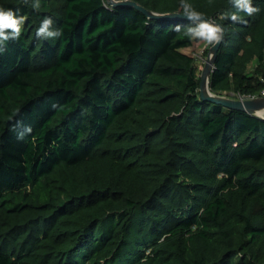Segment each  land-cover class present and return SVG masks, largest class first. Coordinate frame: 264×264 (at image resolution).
<instances>
[{
    "label": "trees",
    "instance_id": "obj_1",
    "mask_svg": "<svg viewBox=\"0 0 264 264\" xmlns=\"http://www.w3.org/2000/svg\"><path fill=\"white\" fill-rule=\"evenodd\" d=\"M134 1L221 26L211 92L264 87V0ZM0 7L24 18L0 54V264H264V118L201 98L198 22ZM46 17L61 36H37Z\"/></svg>",
    "mask_w": 264,
    "mask_h": 264
},
{
    "label": "water",
    "instance_id": "obj_2",
    "mask_svg": "<svg viewBox=\"0 0 264 264\" xmlns=\"http://www.w3.org/2000/svg\"><path fill=\"white\" fill-rule=\"evenodd\" d=\"M107 2L113 6L117 5H128L133 6L138 10H141L144 12L148 17L150 18H183V19H193L194 21L198 23H208L210 25H216L221 28V26L214 21L212 18L194 15L190 13H178V12H171V13H156L149 11L145 9L143 6L137 4L134 0H107ZM222 29V28H221ZM221 39L212 44L211 46V52L206 60L205 69L200 75V81H199V93L202 99L209 100L211 102L220 103L226 107L230 108H236L239 110H245L249 113H252L256 116H259L261 118H264V97H258V98H230L226 97L220 94L212 93L210 89L205 91L203 89L204 82L207 81V84L209 82V75L212 71L213 64L216 57V52L219 47V44L222 40L223 31L220 33ZM209 88V85H208Z\"/></svg>",
    "mask_w": 264,
    "mask_h": 264
},
{
    "label": "clouds",
    "instance_id": "obj_3",
    "mask_svg": "<svg viewBox=\"0 0 264 264\" xmlns=\"http://www.w3.org/2000/svg\"><path fill=\"white\" fill-rule=\"evenodd\" d=\"M240 8L244 9L248 14L259 11L258 8L252 6L251 0H236ZM36 6V5H34ZM233 20L238 19L236 15L232 16ZM24 18L18 16L12 9L0 7V54L4 51V41L11 38H18ZM53 25L51 18H44L37 29V36L40 38L52 37L55 39L62 35L59 28H50ZM5 29H11V32H5ZM222 29L219 26L202 23L198 28H189L186 35L192 37H200L210 44H214L221 39L220 33Z\"/></svg>",
    "mask_w": 264,
    "mask_h": 264
},
{
    "label": "rangeland",
    "instance_id": "obj_4",
    "mask_svg": "<svg viewBox=\"0 0 264 264\" xmlns=\"http://www.w3.org/2000/svg\"><path fill=\"white\" fill-rule=\"evenodd\" d=\"M201 23H199V26ZM195 37V36H194ZM212 44L206 42L204 39L200 37H195L193 44L190 47L183 48L182 51L194 57V64L197 71V75L200 78V75L205 69L206 60L208 59L211 52ZM255 61L250 63L248 66V71L252 72L255 69ZM213 93V92H212ZM218 94V93H216ZM220 95L230 97V98H246L244 96L239 95L238 93H234L232 91H224L219 93Z\"/></svg>",
    "mask_w": 264,
    "mask_h": 264
},
{
    "label": "built area",
    "instance_id": "obj_5",
    "mask_svg": "<svg viewBox=\"0 0 264 264\" xmlns=\"http://www.w3.org/2000/svg\"><path fill=\"white\" fill-rule=\"evenodd\" d=\"M258 97H264V87L260 90V92L256 95H252L250 97H246V98H258Z\"/></svg>",
    "mask_w": 264,
    "mask_h": 264
},
{
    "label": "bare ground",
    "instance_id": "obj_6",
    "mask_svg": "<svg viewBox=\"0 0 264 264\" xmlns=\"http://www.w3.org/2000/svg\"><path fill=\"white\" fill-rule=\"evenodd\" d=\"M214 26H216V25H214ZM203 89H204L205 91H207V90L209 89V88H208L207 81L204 82Z\"/></svg>",
    "mask_w": 264,
    "mask_h": 264
}]
</instances>
